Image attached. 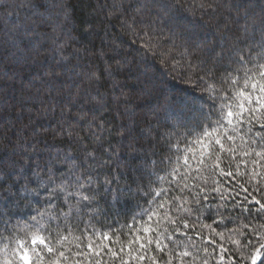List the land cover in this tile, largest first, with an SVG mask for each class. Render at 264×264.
Listing matches in <instances>:
<instances>
[{
    "label": "snow or ice",
    "instance_id": "snow-or-ice-1",
    "mask_svg": "<svg viewBox=\"0 0 264 264\" xmlns=\"http://www.w3.org/2000/svg\"><path fill=\"white\" fill-rule=\"evenodd\" d=\"M85 2L68 31L70 0H0V264H257L264 0ZM114 17L192 82L180 103L134 59L113 67Z\"/></svg>",
    "mask_w": 264,
    "mask_h": 264
},
{
    "label": "trees",
    "instance_id": "trees-1",
    "mask_svg": "<svg viewBox=\"0 0 264 264\" xmlns=\"http://www.w3.org/2000/svg\"><path fill=\"white\" fill-rule=\"evenodd\" d=\"M191 2V0H189ZM87 3L85 0H70V13L72 19L67 24V30L71 31L74 27H78L83 23V20L87 11ZM220 13L222 16L227 15V10L225 8L220 9ZM186 15L192 19V22L195 23L196 20H199L201 23L208 25L213 31H216L217 34L223 31L222 24L218 27V22L222 20V16L214 17L209 19L207 16H201L200 13H196L193 18L192 12H187ZM10 20H14V16H9ZM105 30L108 33V41L111 44H114L117 47V52H113L110 49H106L107 57L111 58V63L113 67L117 65V63L121 62L123 58H127L130 62L134 59L135 64L132 67L139 68L141 71H148L150 74L154 73L158 85L157 92L160 94L161 102H171L174 106L181 102V99L184 97L186 91L191 90V81L184 77L180 71H171L169 65L163 63L159 57L158 53L152 51H144L141 49L139 52L136 51L137 48H140V45L143 43V40L140 38L144 36V33L148 31L147 25H137L136 33L139 35L133 34L131 31H126L121 27L120 20L115 17L112 19L111 23L106 24ZM77 33H73L76 35ZM167 30L165 29L163 33H160L159 30L155 32L154 39H159L161 45L164 48L171 47V44L165 39L167 37ZM147 39V36H144ZM97 46L100 45V41H96ZM120 80H125V76L121 75L118 77ZM32 79V73L26 72L19 77L14 78V82L17 87L23 82L25 86H27L28 82ZM128 84L134 86L133 80H127ZM35 89H33V92ZM18 94V93H17ZM198 94V90H197ZM161 117H163V110H157ZM150 119H154V117H150ZM143 127V125H142ZM255 195V193H254ZM259 198V197H258ZM208 230L205 229L204 233L207 234ZM193 238L195 239V234L192 233ZM218 243H224L226 247L232 248L234 247L230 242L220 241L217 238ZM253 242H255V238H253ZM199 243V241H198ZM251 249H248L245 252V255L250 252ZM245 264H251L250 260L246 261ZM257 264H264V251L261 252V259L257 261Z\"/></svg>",
    "mask_w": 264,
    "mask_h": 264
}]
</instances>
